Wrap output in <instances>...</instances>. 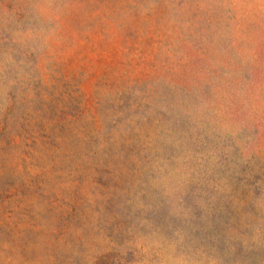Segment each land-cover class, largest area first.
Instances as JSON below:
<instances>
[{
  "label": "rangeland",
  "instance_id": "1",
  "mask_svg": "<svg viewBox=\"0 0 264 264\" xmlns=\"http://www.w3.org/2000/svg\"><path fill=\"white\" fill-rule=\"evenodd\" d=\"M0 264H264V0H0Z\"/></svg>",
  "mask_w": 264,
  "mask_h": 264
}]
</instances>
